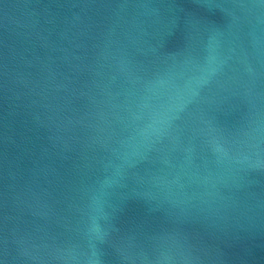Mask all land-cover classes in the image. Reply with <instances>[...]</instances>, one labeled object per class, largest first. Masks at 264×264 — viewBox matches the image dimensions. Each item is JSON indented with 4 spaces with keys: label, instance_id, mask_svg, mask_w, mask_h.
I'll return each instance as SVG.
<instances>
[{
    "label": "water",
    "instance_id": "1",
    "mask_svg": "<svg viewBox=\"0 0 264 264\" xmlns=\"http://www.w3.org/2000/svg\"><path fill=\"white\" fill-rule=\"evenodd\" d=\"M0 264H264V0H0Z\"/></svg>",
    "mask_w": 264,
    "mask_h": 264
}]
</instances>
